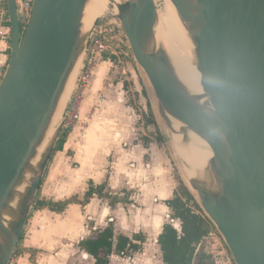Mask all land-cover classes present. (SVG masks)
Listing matches in <instances>:
<instances>
[{
  "label": "water",
  "instance_id": "water-1",
  "mask_svg": "<svg viewBox=\"0 0 264 264\" xmlns=\"http://www.w3.org/2000/svg\"><path fill=\"white\" fill-rule=\"evenodd\" d=\"M171 2L193 44L201 94L173 75L155 38L154 0H120L117 19L173 137L172 118L182 124L177 131L183 145L190 141L191 106L207 98L202 113L219 148L228 196L186 175L189 188L233 262L264 264V0ZM83 6L84 0H34L22 29L15 0H6L10 53L0 78V216L42 139L81 45ZM59 129L0 245V264H8L17 246Z\"/></svg>",
  "mask_w": 264,
  "mask_h": 264
},
{
  "label": "crops",
  "instance_id": "crops-1",
  "mask_svg": "<svg viewBox=\"0 0 264 264\" xmlns=\"http://www.w3.org/2000/svg\"><path fill=\"white\" fill-rule=\"evenodd\" d=\"M3 26L0 23V77L10 49ZM82 65L83 60L79 73ZM130 68L131 75L124 76L126 71H117L110 59L95 56L89 80L78 91V118L63 148L49 159L38 189L48 200L72 196L81 200L90 182H106V191L128 201L110 206L107 199L94 195L85 205L71 203L60 213L47 208L32 211L25 223L23 246L35 252L32 256L23 252L17 264H63L66 260L74 264L68 258L77 252L91 257L78 248V242L110 222L115 233L131 236L143 232L147 237L144 246L151 237L156 241L169 216L164 200L172 196L176 184L172 158H158L152 138L144 144L140 131L150 124H145L126 102L124 79L133 83L139 96L147 92L136 62L132 61ZM72 97L65 107L70 108ZM109 154L113 157L104 158Z\"/></svg>",
  "mask_w": 264,
  "mask_h": 264
},
{
  "label": "bare ground",
  "instance_id": "bare-ground-1",
  "mask_svg": "<svg viewBox=\"0 0 264 264\" xmlns=\"http://www.w3.org/2000/svg\"><path fill=\"white\" fill-rule=\"evenodd\" d=\"M119 2L120 0H115V5ZM108 3L109 0H84L80 22L81 39L82 34L89 30L94 20L104 13ZM154 22L156 41L165 50L173 75L191 92L201 94L200 73L195 64L193 44L171 0L163 2V20L158 16L156 8ZM83 55L84 47L81 41L42 139L36 146L29 164L12 190L10 199L0 216V245L23 210L30 180L38 171L42 158L60 126L63 111L76 84ZM206 104L207 98L201 97L191 106L192 130H190V141L185 145L182 144L181 136L177 131L182 124L172 118L175 147L184 162V170L189 178L199 177L206 187L227 197L228 190L221 171L219 148L207 127L206 116L202 113V107Z\"/></svg>",
  "mask_w": 264,
  "mask_h": 264
},
{
  "label": "trees",
  "instance_id": "trees-1",
  "mask_svg": "<svg viewBox=\"0 0 264 264\" xmlns=\"http://www.w3.org/2000/svg\"><path fill=\"white\" fill-rule=\"evenodd\" d=\"M95 23L98 25L99 21L96 20ZM4 25H10L8 14ZM88 44L87 42V45ZM9 53L10 49L8 50V57ZM150 89L152 91L151 87ZM148 106L151 108L150 102H148ZM145 117L146 116H144L145 124H155L152 110H150V118L146 119ZM69 129L70 128L59 129L51 156L55 151L63 148ZM156 139L160 142L162 138L160 135H157ZM147 140L148 139L145 138L146 142ZM175 179L177 181V186L172 196L164 200V203L169 210V220L178 221V226H175L171 221H166L163 223L162 229L157 235L156 243L159 248L162 264H220L216 261L214 254L198 248L201 241L208 236L212 230H215V226L201 208L196 195L189 189L187 183L179 176H176ZM94 195L99 198L107 199L110 206H114L119 202L128 201L127 197L114 195L106 191V182L97 185L90 182L81 200L76 196L59 201L48 200L41 198L39 191H37L30 214L32 211L42 208L60 213L71 203L85 205ZM22 235L23 232L19 240H21ZM145 241L146 236L141 231L134 232L131 236L115 233L114 226L110 222L106 227L96 229L91 235L82 238L78 242V248L94 259L93 264H108L109 257L112 254L129 257L134 253L140 252ZM27 252L32 256L35 251L29 248ZM18 254H20V251H18V246H16L12 257Z\"/></svg>",
  "mask_w": 264,
  "mask_h": 264
},
{
  "label": "rangeland",
  "instance_id": "rangeland-1",
  "mask_svg": "<svg viewBox=\"0 0 264 264\" xmlns=\"http://www.w3.org/2000/svg\"><path fill=\"white\" fill-rule=\"evenodd\" d=\"M154 2H155V7L157 8L158 16L160 17L161 20H163L164 0H154ZM116 6L117 5H115V0H109L107 9L104 11V13L94 20L88 31L82 34V45L85 51V43L89 35L90 34H92V36L95 35L98 30V25L102 26L103 38L106 40V43L109 45V49L105 53H102L98 56L104 59H110L113 63H115V66L118 69L117 71L120 72L121 70L124 69L126 71L124 76L128 77L131 75L129 73V69L132 70L130 68V66L132 65V61L135 62V60L131 53L129 44L121 29L120 22L117 19L118 8ZM6 8H7L6 0H0V22L3 23L6 21L7 18ZM96 20L99 21L98 25L95 23ZM9 40H10V36H9ZM83 57H85V52ZM140 72L144 77L147 87V92L146 91L144 93L142 92L141 96H139V93L136 92L134 86H132L133 83L129 81V79H124V80L122 79V80H123V89L125 90L126 102L137 111V113L139 114V118H141L142 120H144V116H146L145 117L146 119L150 118V110H152L153 117L155 118V124H150L147 127L146 126L142 127L143 130L140 131L142 132L141 133L142 141L144 142V144H146L148 143L149 140H151L150 138H152V143L155 144L154 151L155 153H157V157L172 158L171 171H172L173 179L175 180L174 182L176 184L175 188L177 186V181L175 179L176 176L181 177L189 187L183 162L179 158L180 157L179 153L175 148L176 143L174 142V137L172 135V132L171 130H169L165 120L160 115L156 99L154 97V94H152L150 85L143 71L140 70ZM80 76L81 74L79 73L76 79V84L78 83V85L75 84L76 86L74 87L72 93L73 96L72 100L75 98V95L80 90L79 80H78L80 79ZM148 102H150L151 108L148 106ZM67 108L68 107H65L66 110ZM157 135H160L162 138L160 142L158 139H156ZM145 138L148 139L147 142L145 141ZM112 157L113 155L109 154V156H106L104 158H112ZM166 221H171L175 226H178V221L169 220V218H167ZM25 228L26 227L24 226L22 238L17 243L18 251H20V254L27 251V249H25L23 246V239L25 237ZM116 233H120V232L117 231ZM155 242L156 241H154V239L151 237V239L147 241L146 246H144L143 244L142 250L141 252H139V254L134 253L129 257H122L112 254L109 257L108 264H162L159 248L157 246V243ZM198 248L204 249L214 254L216 261H218L220 264H235L221 234L218 232L216 228L215 230H212L209 233V235L206 236L201 241ZM20 254H18L16 257H18ZM68 259H70V261L73 262L74 264H89V262H94V259L92 257L82 256L79 252L72 254ZM67 261L68 260H66L63 264H68Z\"/></svg>",
  "mask_w": 264,
  "mask_h": 264
},
{
  "label": "built area",
  "instance_id": "built-area-1",
  "mask_svg": "<svg viewBox=\"0 0 264 264\" xmlns=\"http://www.w3.org/2000/svg\"><path fill=\"white\" fill-rule=\"evenodd\" d=\"M34 0H15L16 5V12L19 24L22 28L25 27L30 14L32 10ZM4 25L3 22H0ZM4 32L6 36H10V27L4 25ZM87 42L89 44L87 45ZM109 49V45L106 43V40L103 38V30L102 26L98 25V30L95 35L92 36V34L89 35L88 39L86 40L85 45V57H83V65L80 71V79L79 80V86L80 89L85 86V84L88 82L90 77V69L94 65L95 62V56H98L102 53H105ZM78 85V83L76 84ZM79 99V94L77 93L75 95V98L71 102L70 108L65 109L62 115V120L60 123V128H70L77 120L78 114L77 110L75 108L76 102ZM8 264H17V257H11Z\"/></svg>",
  "mask_w": 264,
  "mask_h": 264
}]
</instances>
